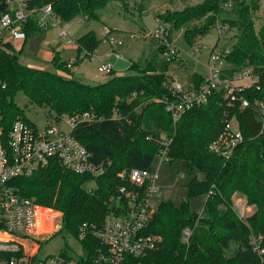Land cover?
Instances as JSON below:
<instances>
[{"label": "trees", "instance_id": "obj_1", "mask_svg": "<svg viewBox=\"0 0 264 264\" xmlns=\"http://www.w3.org/2000/svg\"><path fill=\"white\" fill-rule=\"evenodd\" d=\"M111 1L118 3L125 10L124 16L129 17L132 10L129 0L31 3L50 4L56 16L68 22L76 16L95 19L97 11ZM225 1L200 0L157 13L155 19L169 24L170 33L186 27L183 37L188 43L208 33L217 20L229 23L235 33L226 56L231 66L227 71L250 67L258 75L260 89L251 87L245 91L253 104L255 99H264V26L256 28L254 15L261 0H233L230 10L224 8ZM142 8L139 3L136 9L140 16ZM7 10V0H0V15ZM22 29L25 40L45 30L37 24L35 16L23 23ZM137 33L145 35L143 25H139ZM151 40L156 41V47L140 61L129 59L131 64L126 69L129 73L118 74L113 69L107 80L96 84L73 77L67 62L55 50L51 63L65 74L25 66L10 43H0V109L6 124L16 116L26 118L15 100L18 93L36 106L49 108L55 119L91 113L94 119L79 121L72 135L103 166L97 175L79 174L51 161L30 176L16 178L12 185L21 196L60 212V232L76 235L81 225L99 224L116 209L111 197L118 196L121 185L131 186L127 177L118 174L131 168H150L162 149L159 140L170 139L165 161L181 160L189 173L201 175L200 178L194 175L184 185L186 196H207L200 214L190 209L187 200L179 205L172 201L156 202L147 227V232L157 238L149 260L156 264H262L264 255L260 257L253 250L251 237L256 236L264 248V124L253 106L235 108L243 142L228 159L211 152L209 144L221 131L223 112L227 109L222 93H215L205 104L186 110L173 121L165 109V100L173 98L168 66L176 57L167 60L168 47ZM101 41L93 31L75 39L77 56L72 65L86 56L90 58ZM191 79L198 85L203 75L193 73ZM114 111L118 114L116 118H112ZM237 192L244 196L248 207L255 208L245 218L237 217L233 207ZM185 227L193 229L188 243L181 239ZM88 242L83 240L85 244ZM231 243L236 248L228 256Z\"/></svg>", "mask_w": 264, "mask_h": 264}, {"label": "built area", "instance_id": "obj_2", "mask_svg": "<svg viewBox=\"0 0 264 264\" xmlns=\"http://www.w3.org/2000/svg\"><path fill=\"white\" fill-rule=\"evenodd\" d=\"M31 2L33 0H7L8 10L0 15V43L23 42L26 34L22 25L31 16L36 17L37 24L43 29L50 25L59 26L62 20L56 16L50 4L38 6ZM232 7L233 0H226L224 8L230 10ZM59 27V38L68 44L75 43L69 36L67 24ZM214 27L219 38L231 29L229 23L219 20ZM104 32L103 40L121 44V40L114 39L109 28L105 27ZM180 32L183 33L184 28ZM172 34L169 24L161 22L150 34L134 32L130 37H149L166 45L168 50L165 57L170 60L178 54V50L171 45L169 36ZM199 51L200 47L196 46L194 54ZM229 52L230 45L221 50L216 45L211 50L207 73L198 85L192 79L183 84L170 75L169 88L173 98L165 100L166 111L176 121L186 110L205 104L215 93H222L227 107L223 112V127L209 144V150L224 159L230 158L244 139L234 114L235 108L253 106L264 124V99H255L251 104L245 95V91L251 87L260 89L259 77L250 67L229 73L227 70L231 66L226 61ZM223 64L226 67L222 68ZM71 66L72 62H67V67ZM112 70L113 66L108 60L98 66L100 72L110 74ZM116 117L118 114L114 111L112 118ZM93 119L94 115L88 112L67 116L66 121L70 126L67 131L58 126L60 119H55V124L39 127L27 118L16 116L8 125L0 109V264H156L149 260V255L156 248L157 238L147 232L155 211L153 199L158 191L155 185L157 173L151 168H131L118 174L121 178L127 177L131 186L121 185L118 188V196L111 197L116 209L107 213L99 224H83L79 227L78 233L73 236L81 244L80 254L71 256L67 251H61L57 255L36 258L41 244L38 234L52 235L59 232L61 213L21 196L12 182L18 177L32 175L51 161L58 162L61 167L74 173H101L102 164L95 162L92 153L72 135L79 121ZM151 138L156 140L155 137ZM169 142L170 139L159 140L162 149L155 158L165 161ZM236 205L243 207L240 218L250 211V207L243 206L239 200ZM192 233V228H183L182 241L188 243ZM87 239L88 244L83 243ZM251 244L260 257L264 255V248L254 235Z\"/></svg>", "mask_w": 264, "mask_h": 264}, {"label": "rangeland", "instance_id": "obj_3", "mask_svg": "<svg viewBox=\"0 0 264 264\" xmlns=\"http://www.w3.org/2000/svg\"><path fill=\"white\" fill-rule=\"evenodd\" d=\"M198 1L200 0H129L132 10L128 18L124 16L125 10L118 3L111 1L97 11L98 17L95 19L76 16L68 22L60 21L59 26L64 27L65 23L67 24L69 36L73 41L88 31H93L96 37L102 40L96 51L93 52L92 57L86 56L85 59L81 58V60L83 59L82 62L74 64L73 68L78 67L77 69L83 72L86 77H78L77 73L72 74V76L88 84H96L107 80L110 74L98 71V66L108 59L106 54L111 49L127 50L128 52L125 53L127 59L132 57V60L140 61L147 51L152 52L154 50L157 43L155 44L156 41L151 40L149 37L131 38L130 34L138 32L139 25H143L145 32L150 34L161 24V21L155 19L157 13H162L167 9H180L187 4H195ZM139 3L143 6L142 16L138 14L136 9ZM254 15L256 28L264 26V0H261V7ZM133 19L136 22L132 21ZM59 26L50 25L43 32L30 36L23 42L11 41L13 49L17 53L19 52V62L25 66H37L59 74H65L53 67L49 55L46 54L51 48L57 47L61 58L65 61L73 62L77 56L74 42H72L73 47H64L65 40H61L58 36ZM105 27L111 30L115 40H121L120 45L116 42L110 43L107 40H103ZM234 33L235 29H230L226 35L219 38L216 28L213 27L208 33L199 36L194 43H188L180 30L175 31L170 36V41L171 45L178 50V54L168 66L169 75L178 78L183 84L191 79L193 73L205 75L208 70L210 52L215 47L214 45L217 43L218 50L223 49L224 46L231 45ZM196 46L200 47V51L194 54ZM221 67L224 68L226 65L223 64ZM129 72L126 70L117 71L118 74ZM15 100L23 110L25 117L35 125L43 127L46 124H55V113L49 108L30 103L22 93H18ZM66 118L67 116L63 115L58 122V126L64 131L70 129ZM150 168L154 173H157L155 185L158 191L153 199L154 207L156 202L160 201H172L175 205H179L181 201L187 200L192 211L199 212L202 209L207 195L187 197L184 186L194 175L200 178L201 175L199 173H189L181 160L172 162L154 158ZM238 200L241 201L243 206H247L244 196L241 193H235L233 204L237 217L243 210L242 206L236 205ZM248 213L246 212L243 218ZM37 238L41 240L40 249L36 254L37 259H42L49 255H57L61 251H67L71 256H76L81 252L80 242L72 234L64 231H59L52 235L38 234ZM235 248L236 244L231 243L227 250V255L231 256Z\"/></svg>", "mask_w": 264, "mask_h": 264}, {"label": "crops", "instance_id": "obj_4", "mask_svg": "<svg viewBox=\"0 0 264 264\" xmlns=\"http://www.w3.org/2000/svg\"><path fill=\"white\" fill-rule=\"evenodd\" d=\"M64 47H73V43H66L65 42V45H64ZM74 47H75V49H76V51H77V45H76V43H74ZM52 50H55V51H57L58 52V54H59V56H60V59L62 60V61H65V60H63L62 58H61V55H60V51L58 50V48L57 47H53V48H51L50 50H48L47 52H46V54L47 55H49V58H50V61H51V57H52ZM116 50V49H115ZM96 51V50H95ZM117 52H113V49H111L110 51H109V53H107L106 54V58H108L109 57V55L111 54V53H116V54H118V55H120L121 57H123V58H125V59H127L126 57H127V55L125 54V53H127L128 51L127 50H124V49H120V50H116ZM128 57H130V56H128ZM131 59H132V57H130ZM108 60V59H107ZM106 60V61H107ZM105 61V62H106ZM65 62H68V61H65ZM104 62V63H105ZM52 64V63H51ZM30 67H35V66H31L30 65ZM74 67V64L69 68V70H70V72L72 73V74H74V73H77V76L78 77H86L85 76V74L83 73V72H80L77 68H73ZM36 68H42V67H37L36 66ZM44 69V68H43ZM47 70V69H46ZM238 193V192H237ZM254 206H250V211H249V213L248 214H250V213H252L253 211H254Z\"/></svg>", "mask_w": 264, "mask_h": 264}, {"label": "water", "instance_id": "obj_5", "mask_svg": "<svg viewBox=\"0 0 264 264\" xmlns=\"http://www.w3.org/2000/svg\"><path fill=\"white\" fill-rule=\"evenodd\" d=\"M264 21V16H263ZM108 61L112 64L113 69L116 71H124L129 68L131 61L129 59H125L116 53H111L108 57Z\"/></svg>", "mask_w": 264, "mask_h": 264}]
</instances>
